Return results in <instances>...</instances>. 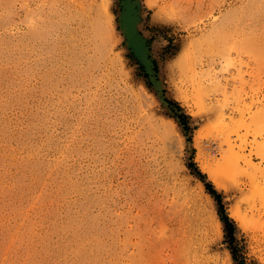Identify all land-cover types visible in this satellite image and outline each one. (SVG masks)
I'll list each match as a JSON object with an SVG mask.
<instances>
[{
    "label": "rangeland",
    "instance_id": "374dc122",
    "mask_svg": "<svg viewBox=\"0 0 264 264\" xmlns=\"http://www.w3.org/2000/svg\"><path fill=\"white\" fill-rule=\"evenodd\" d=\"M139 2L171 107L119 0H0V264H264V0ZM141 114L178 130L146 171Z\"/></svg>",
    "mask_w": 264,
    "mask_h": 264
},
{
    "label": "bare ground",
    "instance_id": "6f19581e",
    "mask_svg": "<svg viewBox=\"0 0 264 264\" xmlns=\"http://www.w3.org/2000/svg\"><path fill=\"white\" fill-rule=\"evenodd\" d=\"M106 2V1H105ZM104 3V2H103ZM102 5V4H101ZM104 11H102V13H104V16L106 17L108 15V11H107V7L105 6V4L102 5ZM97 12V11H96ZM61 15V14H60ZM58 17V16H57ZM66 20V19H65ZM89 22V20L87 21ZM90 26H91V30L93 33V36H96V38H100V39H105L107 37V26L104 24H101L99 22V18H93L90 22ZM88 24V23H87ZM11 25V24H10ZM74 36V35H73ZM92 37V36H91ZM89 38V37H88ZM106 40V39H105ZM92 41V40H91ZM94 41V40H93ZM96 41V40H95ZM94 41V43H95ZM16 42V41H15ZM100 43V42H99ZM96 44V43H95ZM1 45V44H0ZM98 45V44H96ZM106 47V46H105ZM99 49H102L101 45L99 44L98 46ZM103 51V50H101ZM167 66V65H166ZM168 68V67H167ZM18 69V68H17ZM174 70V69H173ZM174 73V72H173ZM145 87V86H144ZM142 97V96H141ZM144 100V99H143ZM188 112V111H187ZM189 113V112H188ZM130 118V117H129ZM166 118V117H165ZM113 119V118H112ZM140 127L138 128V130H136L135 134H137L136 136L138 138L137 141V145H136V150L139 151L141 153V160L139 162L142 161V163L144 164V169H142L143 171H146V169L148 170L150 165H149V161L150 160H156L155 157V153L157 149L163 150L164 153L167 152L168 148H170L169 146H171L172 143V138L170 136L171 130H170V126L173 129V131H175V133L178 132V130L176 129V125L174 124V121L171 118L168 119H164L162 123H158V121H154L152 120L150 117L145 116V115H140ZM179 127V126H178ZM116 133V132H115ZM117 135V134H116ZM178 135V134H177ZM200 135L197 134L194 135L193 139L195 140V143L197 144L199 141ZM181 138V137H180ZM182 140V139H181ZM193 140V141H194ZM226 140V139H225ZM123 142V141H122ZM199 146V144H198ZM203 146V144H202ZM262 146H259L258 148H261ZM216 148V147H215ZM167 149V150H166ZM210 149V148H209ZM263 149V148H261ZM135 150V149H134ZM234 150V149H233ZM158 151V150H157ZM166 151V152H165ZM219 151V150H218ZM232 151V149L230 150ZM263 151V150H262ZM162 152V151H161ZM199 152V151H198ZM158 153V152H157ZM133 154V153H132ZM155 154V155H154ZM168 154V153H167ZM199 154V153H198ZM31 155V154H30ZM33 155V154H32ZM36 155V154H35ZM164 156V154H161ZM202 155V154H201ZM215 155V154H214ZM157 156V155H156ZM204 156V155H203ZM151 157V158H150ZM167 157V155H166ZM213 157V156H212ZM264 157V156H263ZM132 158V157H131ZM165 158V157H164ZM31 159V158H30ZM205 160V159H204ZM166 161V160H165ZM164 161V162H165ZM170 162V160H169ZM207 162V161H206ZM166 163V162H165ZM209 163V162H208ZM228 164V160L227 162H225V164ZM159 164V163H158ZM223 164V163H221ZM141 165V163L139 164ZM167 165V163H166ZM171 165V164H170ZM225 167V166H224ZM222 167V169L224 168ZM230 167V166H229ZM200 168L202 169L203 172L207 173L208 177L212 180V182H214L216 184V186L218 187H224V184L221 183L220 177L221 175L209 164H205L203 161H201L200 163ZM228 168V167H226ZM151 169V168H150ZM225 169V168H224ZM141 170V171H142ZM165 170V169H164ZM219 170V169H218ZM230 170V169H229ZM136 172V171H135ZM222 173V170H221ZM227 173V172H226ZM224 175V174H223ZM230 175V174H229ZM228 176V175H227ZM253 185V184H251ZM215 186V187H216ZM217 187V188H218ZM50 207V206H49ZM76 207V206H75ZM230 213V212H229ZM231 216H233L235 219H238V216L235 214L234 211H231ZM72 216V215H71ZM240 224V223H239ZM243 225V224H242Z\"/></svg>",
    "mask_w": 264,
    "mask_h": 264
},
{
    "label": "water",
    "instance_id": "95a60500",
    "mask_svg": "<svg viewBox=\"0 0 264 264\" xmlns=\"http://www.w3.org/2000/svg\"><path fill=\"white\" fill-rule=\"evenodd\" d=\"M119 7L118 27L124 38L127 50L141 66L160 102L164 106L171 107L164 95L153 58L150 55L149 41L138 29L140 22L139 0H119Z\"/></svg>",
    "mask_w": 264,
    "mask_h": 264
},
{
    "label": "trees",
    "instance_id": "16d2710c",
    "mask_svg": "<svg viewBox=\"0 0 264 264\" xmlns=\"http://www.w3.org/2000/svg\"><path fill=\"white\" fill-rule=\"evenodd\" d=\"M206 188H207V191L209 192V194L215 199V201L219 207V216H220L221 221L225 225V230L228 229V231L232 235L233 230H234V224L230 220V218H228L227 214L224 212L223 204L221 202V195L218 192H216V190L214 188H212V186L210 184H206ZM232 253L234 256L233 251H232Z\"/></svg>",
    "mask_w": 264,
    "mask_h": 264
}]
</instances>
